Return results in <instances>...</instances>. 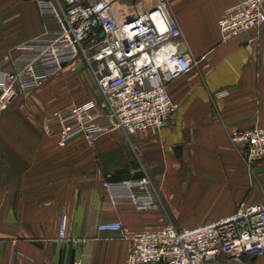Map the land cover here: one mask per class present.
<instances>
[{
	"label": "crops",
	"instance_id": "1",
	"mask_svg": "<svg viewBox=\"0 0 264 264\" xmlns=\"http://www.w3.org/2000/svg\"><path fill=\"white\" fill-rule=\"evenodd\" d=\"M240 1L166 0L180 29L179 51L196 63L168 84L177 109L159 133L125 137L115 131L92 144L78 136L59 147L45 131V115L101 98L97 90L83 101L56 99L54 91L72 75L80 82L67 71L78 60L0 116V264H126L128 242L101 234L100 223L120 221L130 232L170 222L190 229L227 217L241 204H264V160L247 166L229 140L231 129L264 127V24L250 44L253 32L222 42L217 24ZM154 4L116 0L114 6L128 19ZM44 30L36 2L0 0V68L12 70L19 46ZM221 91L227 95L215 98ZM144 175L157 202L149 211L116 203L102 186ZM62 212L67 243L58 240ZM209 264H264V256L219 255Z\"/></svg>",
	"mask_w": 264,
	"mask_h": 264
},
{
	"label": "built area",
	"instance_id": "2",
	"mask_svg": "<svg viewBox=\"0 0 264 264\" xmlns=\"http://www.w3.org/2000/svg\"><path fill=\"white\" fill-rule=\"evenodd\" d=\"M33 1L45 30L19 46L21 55L12 62V70L0 68V116L15 100L83 57L101 98L45 115V131L59 147L78 136L92 144L115 131L126 137L156 134L166 126L177 109L167 86L196 63L189 53L179 51L180 29L166 0H155L154 6L128 19L119 15L116 0ZM217 24L222 42L253 32L247 42L256 43L264 24V0H241L226 8ZM225 95L221 91L214 97ZM229 140L247 166L264 160L263 126L231 129ZM102 186L116 203L138 211L156 208L147 175ZM66 225L62 212L58 240L65 243L70 241ZM98 231L128 242L126 264H209L219 255L235 260L263 257L264 204H241L227 217L190 229H177L170 222L159 229L130 232L120 221H111L100 223Z\"/></svg>",
	"mask_w": 264,
	"mask_h": 264
},
{
	"label": "rangeland",
	"instance_id": "3",
	"mask_svg": "<svg viewBox=\"0 0 264 264\" xmlns=\"http://www.w3.org/2000/svg\"><path fill=\"white\" fill-rule=\"evenodd\" d=\"M92 66H94V64ZM67 71H72L73 73L71 72V74H74V71L75 74H79L80 82L72 75L70 78L71 81L67 79V85H63V87H59L57 91H54V93H57L55 94L57 100H65L67 103L72 100L78 102L79 100H85L87 97L92 96V94H96L97 87L91 68L83 57L78 59L77 65L74 64L72 67H69Z\"/></svg>",
	"mask_w": 264,
	"mask_h": 264
}]
</instances>
